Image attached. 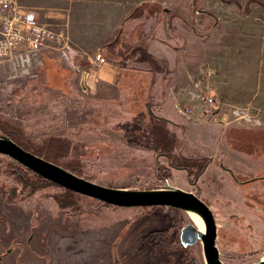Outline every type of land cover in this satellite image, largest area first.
Listing matches in <instances>:
<instances>
[{
	"label": "rangeland",
	"instance_id": "obj_1",
	"mask_svg": "<svg viewBox=\"0 0 264 264\" xmlns=\"http://www.w3.org/2000/svg\"><path fill=\"white\" fill-rule=\"evenodd\" d=\"M138 1L72 0L68 18L75 31L93 41L94 34L108 35L121 11ZM157 1L178 14L166 35L177 51L172 71L161 75L168 74L176 104L192 105L195 115L199 96L214 95L215 122L202 116L185 120L173 99L164 100L168 84L163 80L148 98L136 93L134 83L122 84L121 92L105 85L80 93L76 84L65 95L50 92L41 63L35 77L0 79V135L9 133L41 157L101 185L154 189L168 184L192 191L214 214L222 261L257 263L264 255V179L256 178L264 175V0ZM55 17L52 28L61 25L66 34L63 14ZM129 24L126 19L122 29L129 30ZM155 62L161 70L169 65ZM8 71L5 67L0 77ZM243 113L257 124L244 120ZM205 156L215 160V170L207 167L196 183L194 175L189 181L186 171L177 169L186 164L193 172L188 160ZM13 161L0 154V253L9 251L0 264H48L50 231L79 244L68 264H189L192 259L204 264L200 241L185 249L177 244L180 228L191 222L186 211L119 207L83 195L76 198V210L60 208L53 195L63 188L52 183L16 201L24 190L19 179L27 176Z\"/></svg>",
	"mask_w": 264,
	"mask_h": 264
},
{
	"label": "crops",
	"instance_id": "obj_2",
	"mask_svg": "<svg viewBox=\"0 0 264 264\" xmlns=\"http://www.w3.org/2000/svg\"><path fill=\"white\" fill-rule=\"evenodd\" d=\"M21 1L24 2V4L19 3L22 8L34 11L39 21L50 27L56 25V23L52 24L51 19L55 16V18H57L60 14H63L62 23L66 25L68 29V32H66L67 41L69 42L68 45H64L62 48L52 45L41 53L42 66H40V74L47 83V87L50 88V92L54 89H58L62 95H65L70 91L69 85L72 84L77 85V89L80 93H85L86 88L89 90L92 87H94L95 90H101L105 85L106 89L110 87L120 91L122 84L125 86L127 83H134L136 93L147 94L146 97L148 98L156 94V85L161 84L163 80L164 83L168 84V88L163 91L165 94L164 100L165 98H170L175 101L174 104L177 103L178 96L170 90V80H166L168 74L165 75L164 73V75H161L163 74L162 71L168 73L172 71L169 67L172 64V52H177L167 38V36L171 35L170 32L173 27L172 22L178 17L177 13L170 12L171 8L164 7L160 1L157 0H140L130 9L121 11L120 15H118L117 25L108 35L99 37L94 34L92 36L94 38L92 41L89 36L78 33V31H75L71 26V22L68 18V6L71 4L72 0ZM126 19L129 20V25H131L129 30L122 29ZM141 21L143 22L141 23ZM60 27L62 26L60 25ZM109 42H111V45L107 46ZM136 43L143 46L152 60L169 61V65L167 64L168 67L164 70L160 69L161 66L157 67V69L151 68L147 64L148 62L142 60L139 55L138 58L136 56L129 57L120 63L119 61L123 56L119 54V51L122 47ZM62 52L66 54V57L62 56ZM97 52H101L106 58L105 63L97 64L94 58ZM152 85L153 87H151ZM124 92L127 93V90ZM158 94L159 93H157V96ZM214 162L215 160L210 158L201 176L207 167L211 170H215L211 167ZM201 176L198 181L201 179ZM176 187L187 190L180 186ZM200 198L202 199L203 197L201 196ZM244 203L247 204L248 202L244 200ZM232 204V202H228L229 206ZM29 212L30 210H26L24 214L28 216ZM30 214H32L31 217H35L37 212L36 210H32ZM8 231L10 232V226H8ZM17 234H19V232L11 233L12 236H17ZM46 242L50 251L48 264H68V261H71V254H74V246L79 245L76 241L74 242L70 236H62L53 231L47 234ZM79 249L76 250L75 254H77ZM82 257L83 256H79V259H82Z\"/></svg>",
	"mask_w": 264,
	"mask_h": 264
},
{
	"label": "water",
	"instance_id": "obj_3",
	"mask_svg": "<svg viewBox=\"0 0 264 264\" xmlns=\"http://www.w3.org/2000/svg\"><path fill=\"white\" fill-rule=\"evenodd\" d=\"M0 154L66 190L105 204L119 207L169 206L186 212L191 211L202 220L204 231H200L192 222H188L180 228V243L183 246H191L200 241L204 264H226L220 258L216 245L217 224L214 214L210 207L192 191L168 184L154 189H129L101 185L24 149L3 134L0 135ZM219 166L236 179L231 168L224 166L221 161ZM256 264H264V258L259 259Z\"/></svg>",
	"mask_w": 264,
	"mask_h": 264
},
{
	"label": "built area",
	"instance_id": "obj_4",
	"mask_svg": "<svg viewBox=\"0 0 264 264\" xmlns=\"http://www.w3.org/2000/svg\"><path fill=\"white\" fill-rule=\"evenodd\" d=\"M52 45L60 48L68 45L63 27L52 28L40 22L34 11L22 8L17 0H0V72L9 68L0 79L35 77L34 68L41 63V53ZM62 56L65 57V53L62 52ZM94 58L97 64L106 62L101 52ZM198 100L200 110L196 115L189 104H175L178 114L185 120L193 121L202 116V121L215 122L216 97L205 93ZM241 117L257 124L256 118L247 113Z\"/></svg>",
	"mask_w": 264,
	"mask_h": 264
},
{
	"label": "trees",
	"instance_id": "obj_5",
	"mask_svg": "<svg viewBox=\"0 0 264 264\" xmlns=\"http://www.w3.org/2000/svg\"><path fill=\"white\" fill-rule=\"evenodd\" d=\"M111 42H109L107 44V46H110ZM119 54L121 56H123V58L119 61L120 63H122L125 59L127 58H131V57H137L138 55L140 58H142V60L146 61V62H150L152 63L153 66H156L155 68H157V63L151 59V56L144 50L143 46L141 44H129L126 47H122V49L119 51ZM151 65V66H152ZM152 66V67H153ZM154 68V67H153ZM3 135H6L8 137H10L13 141H15L18 145H20L21 147H23L24 149L37 154L40 156V154H38L35 150L30 149L29 147H27L23 142H21L20 140L15 139L14 137L10 136L9 133H3ZM193 161L188 160L189 164H194L193 167L196 168L195 170H193V172H190V167L189 165H180L178 166H174L172 165L174 168L178 167L177 169H184L186 171V178L187 180L190 181V177L191 175H194L193 178V183L197 182V178L202 174V172L204 171L207 163L209 162L210 158L205 156V157H201L198 159H191ZM14 165H16L20 172H22L23 174H25L27 177H25L24 179H19V182L23 184V188L24 190L22 191V193H20V197L18 199H15L16 201H23L26 200L27 198H29L30 195H32L35 191L39 190L40 188L43 187L44 184L46 183H52L55 184L35 173H33L32 171H30L29 169L23 167L21 164L17 163L16 161H13ZM63 167V166H62ZM67 170L72 171L73 173L82 176V174L77 171L75 168L73 169H69L67 167H64ZM86 178V177H85ZM88 179V178H87ZM166 179V178H165ZM56 185V184H55ZM58 186V185H57ZM26 189V191H25ZM82 195L78 194V193H74L72 191L66 190L63 188V191L61 194H57V195H53V199L56 202V204L60 207V208H74L76 210V207H74L76 205V198L77 200L81 197ZM180 247H182L183 249H185V247L187 246H183L180 241L178 240L177 243ZM169 251V250H168ZM168 260V259H167ZM189 264H196V262H194V260H190Z\"/></svg>",
	"mask_w": 264,
	"mask_h": 264
},
{
	"label": "bare ground",
	"instance_id": "obj_6",
	"mask_svg": "<svg viewBox=\"0 0 264 264\" xmlns=\"http://www.w3.org/2000/svg\"><path fill=\"white\" fill-rule=\"evenodd\" d=\"M187 213H188L189 217L191 218V220L193 221L194 225L197 227V229H201L202 225L204 226L202 220L200 219V217L197 214H195L191 211H187ZM262 258H264V255L262 256ZM254 264H256V263H254Z\"/></svg>",
	"mask_w": 264,
	"mask_h": 264
},
{
	"label": "flooded vegetation",
	"instance_id": "obj_7",
	"mask_svg": "<svg viewBox=\"0 0 264 264\" xmlns=\"http://www.w3.org/2000/svg\"><path fill=\"white\" fill-rule=\"evenodd\" d=\"M263 176L264 175H259V176H257L256 178H259V180H261V178H263ZM264 179V178H263ZM187 213V212H186ZM187 215H188V213H187ZM189 216V215H188ZM190 218V217H189ZM190 220H191V218H190ZM192 221V220H191ZM192 223H193V221H192ZM194 224V223H193ZM202 224V223H201ZM195 226V225H194ZM196 227V226H195ZM197 228V227H196ZM200 231H204V226L202 225V228L201 229H199ZM6 252H9L8 251V249L6 248V250H5V253ZM5 253H0V259H1V257H2V254H5Z\"/></svg>",
	"mask_w": 264,
	"mask_h": 264
}]
</instances>
